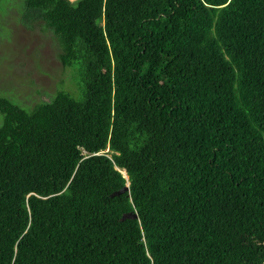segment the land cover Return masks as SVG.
Listing matches in <instances>:
<instances>
[{
	"label": "trees",
	"instance_id": "16d2710c",
	"mask_svg": "<svg viewBox=\"0 0 264 264\" xmlns=\"http://www.w3.org/2000/svg\"><path fill=\"white\" fill-rule=\"evenodd\" d=\"M22 15L69 73L0 95V264H264V0Z\"/></svg>",
	"mask_w": 264,
	"mask_h": 264
},
{
	"label": "rangeland",
	"instance_id": "374dc122",
	"mask_svg": "<svg viewBox=\"0 0 264 264\" xmlns=\"http://www.w3.org/2000/svg\"><path fill=\"white\" fill-rule=\"evenodd\" d=\"M23 2L0 1V95L31 106L53 93L69 71L58 60L51 32L23 18Z\"/></svg>",
	"mask_w": 264,
	"mask_h": 264
},
{
	"label": "water",
	"instance_id": "95a60500",
	"mask_svg": "<svg viewBox=\"0 0 264 264\" xmlns=\"http://www.w3.org/2000/svg\"><path fill=\"white\" fill-rule=\"evenodd\" d=\"M128 189V186L126 185V186H124L119 192H121V191H125V190H127ZM118 192V193H119ZM136 214L134 213V216H135Z\"/></svg>",
	"mask_w": 264,
	"mask_h": 264
},
{
	"label": "clouds",
	"instance_id": "9594fccd",
	"mask_svg": "<svg viewBox=\"0 0 264 264\" xmlns=\"http://www.w3.org/2000/svg\"><path fill=\"white\" fill-rule=\"evenodd\" d=\"M123 174L125 175V172L123 171ZM126 176V175H125ZM128 185V184H127Z\"/></svg>",
	"mask_w": 264,
	"mask_h": 264
}]
</instances>
